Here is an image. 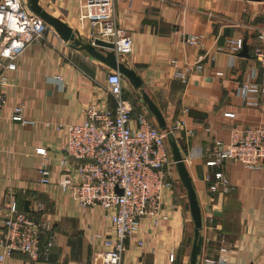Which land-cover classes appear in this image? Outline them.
<instances>
[{
    "label": "crops",
    "instance_id": "crops-1",
    "mask_svg": "<svg viewBox=\"0 0 264 264\" xmlns=\"http://www.w3.org/2000/svg\"><path fill=\"white\" fill-rule=\"evenodd\" d=\"M39 3L79 31L84 41H92L90 24L80 18L82 0ZM115 15L134 40L132 52L119 59L141 77L169 126L185 121L175 137L202 209L198 264L216 256L223 245L231 249L230 264H264V165L252 169L234 160L214 167L206 164L217 143L230 142L234 126L264 123V99L249 105L238 94L243 81L259 74L252 52L261 42L259 35L264 34L262 0H115ZM192 35H203L200 43H190L187 37ZM239 37L249 47V57L230 51L229 40ZM173 59L179 68L191 65L187 82L174 77ZM111 71L50 27L43 40L26 49L18 69L9 72L11 85L0 116V205L7 207L15 199L19 209L36 219L50 220L57 245L50 249L46 261H32L28 254L15 251L4 264H94L95 255L104 250V240L115 236L102 207L79 208L58 186L63 137L53 125L82 124L86 118L82 109L91 102L102 108L114 107L115 100L107 93ZM57 76L62 77L61 82ZM124 96L134 101V117L145 113L157 123L125 77ZM15 105H23L30 123L10 119ZM229 112L235 117L225 116ZM38 147L46 148L47 155L36 153ZM44 164L50 171L48 184L40 182L39 170ZM218 171L235 186L232 192L209 191L208 176ZM172 180L173 190L166 192L164 200L167 218L159 225L144 219L127 241L121 264L187 263L185 246L194 224L176 167ZM2 232L0 225V235ZM138 239L144 242L142 246L137 245ZM171 252L177 255L174 263L169 261Z\"/></svg>",
    "mask_w": 264,
    "mask_h": 264
},
{
    "label": "built area",
    "instance_id": "built-area-1",
    "mask_svg": "<svg viewBox=\"0 0 264 264\" xmlns=\"http://www.w3.org/2000/svg\"><path fill=\"white\" fill-rule=\"evenodd\" d=\"M264 4V0H262ZM81 20L91 26L92 41L102 39L113 43L114 52L121 58L132 52L133 38L120 27L115 15V0H82ZM51 26L32 12L27 0H1L0 2V116L6 108V90L11 85L9 72L18 69L26 49L41 41ZM203 35H192L188 41L200 43ZM253 48L257 63L256 72L238 87V94L249 105L264 99V34ZM244 39L229 40L232 54L240 52ZM174 77L188 81L191 65L178 67L176 59ZM198 68L201 65L198 64ZM222 75V72H218ZM260 78L258 79V77ZM58 82L61 76L56 77ZM107 93L115 100L114 107H100L89 103L82 109L86 116L82 124L56 122L53 125L62 132V172L58 186L69 194L77 207L87 209L100 206L110 218L115 236L104 240V250L95 255L94 264H121L127 249V241L138 231L141 222L150 218L159 225L167 218L164 212L166 192L173 190L172 172L176 163L170 153L167 134L145 113L133 116V99L124 96V77L112 70L107 77ZM235 117L234 113H225ZM10 119L24 124L31 121L24 115L23 105L12 108ZM185 121L169 126L174 135ZM36 153L46 156V148L38 147ZM226 160L238 161L249 168L264 165V123L234 126L227 144L217 143V148L207 160L210 167L220 166ZM40 182L50 183V171L46 164L39 170ZM209 191L230 193L235 189L230 179L221 171L208 176ZM121 191V192H120ZM40 209L43 204L39 205ZM0 264L13 252L29 255L32 261L48 260L49 251L57 245L53 224L48 219H36L18 208L15 199L7 207L0 205ZM45 236L44 250L41 248ZM144 242L137 240V245ZM231 249L223 245L216 256L203 259L202 264H230ZM171 252L169 261L176 262ZM70 264H87L73 261ZM159 264V263H155Z\"/></svg>",
    "mask_w": 264,
    "mask_h": 264
},
{
    "label": "water",
    "instance_id": "water-1",
    "mask_svg": "<svg viewBox=\"0 0 264 264\" xmlns=\"http://www.w3.org/2000/svg\"><path fill=\"white\" fill-rule=\"evenodd\" d=\"M259 1V0H258ZM28 6L32 12L40 16L48 25L53 27L57 33L65 40L73 44L74 47L86 51L92 58H96L106 64L112 70L120 72L127 78L133 87L139 92L138 98L146 110L155 118L158 126L167 134L168 143L176 163V169L180 179L187 190L188 207L194 224V234L191 244L189 264H198V259L202 248V209L199 204L197 193L193 184L192 177L186 167L185 158L180 150L174 133L171 131L164 115L156 103L150 98L144 89V83L137 72L121 61L114 52L113 43L102 39L94 41H84L79 31L74 30L70 25L60 18L49 13L39 3V0H27ZM242 56L249 57V47L244 41V47L240 53ZM121 192V191H120ZM190 242V241H189Z\"/></svg>",
    "mask_w": 264,
    "mask_h": 264
},
{
    "label": "rangeland",
    "instance_id": "rangeland-1",
    "mask_svg": "<svg viewBox=\"0 0 264 264\" xmlns=\"http://www.w3.org/2000/svg\"><path fill=\"white\" fill-rule=\"evenodd\" d=\"M138 94H139V92H138ZM132 97L134 98V96H132ZM182 184H183V183H182ZM183 186H184V185H183ZM184 188H185V186H184ZM185 189H186V188H185ZM185 191H186V193H187V190H185ZM193 234H194V233H190V235H191L190 238H189V239H190V242L187 241V242H186V246H185V248L188 249V250H187V253H188V259H187V263H186V264H189L190 251H191V250H190L191 248L189 247V244H190V245L192 244ZM188 247H189V248H188ZM185 251H186V249H185Z\"/></svg>",
    "mask_w": 264,
    "mask_h": 264
},
{
    "label": "trees",
    "instance_id": "trees-1",
    "mask_svg": "<svg viewBox=\"0 0 264 264\" xmlns=\"http://www.w3.org/2000/svg\"><path fill=\"white\" fill-rule=\"evenodd\" d=\"M133 103H134V101H133Z\"/></svg>",
    "mask_w": 264,
    "mask_h": 264
}]
</instances>
